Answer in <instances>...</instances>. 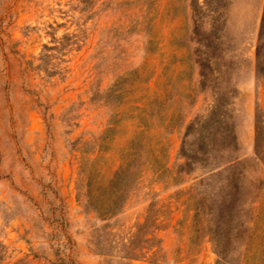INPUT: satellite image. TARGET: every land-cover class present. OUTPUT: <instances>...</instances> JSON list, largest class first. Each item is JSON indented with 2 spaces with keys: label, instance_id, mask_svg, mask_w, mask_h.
I'll use <instances>...</instances> for the list:
<instances>
[{
  "label": "rangeland",
  "instance_id": "rangeland-1",
  "mask_svg": "<svg viewBox=\"0 0 264 264\" xmlns=\"http://www.w3.org/2000/svg\"><path fill=\"white\" fill-rule=\"evenodd\" d=\"M190 3L0 0V264H264V0L211 2L203 87ZM216 86L236 192L232 171L175 173Z\"/></svg>",
  "mask_w": 264,
  "mask_h": 264
},
{
  "label": "trees",
  "instance_id": "trees-1",
  "mask_svg": "<svg viewBox=\"0 0 264 264\" xmlns=\"http://www.w3.org/2000/svg\"><path fill=\"white\" fill-rule=\"evenodd\" d=\"M190 1L192 24L190 38L196 44L193 49L192 61L196 66L198 85L203 87L208 79L215 82L218 78V71L209 62L217 55L215 48L213 49V41H211L210 25L209 28L202 27L205 12L209 11L208 7L213 0ZM254 57L257 73L264 76V4L256 33ZM214 88L213 99L207 112L204 115H194L185 124L178 150V160L180 161L175 166L176 175L187 174L197 166L202 169V177L220 170L232 171L235 168L237 157L234 153L237 145L227 121L226 91L217 86ZM228 178L229 181H232V187L236 192L237 175L232 171L230 177L225 179L228 181ZM227 203L232 204L233 199ZM120 206L118 204V208L115 210H107L108 215L114 214ZM94 211L97 210L94 209ZM103 214L106 215V213L98 215L104 218Z\"/></svg>",
  "mask_w": 264,
  "mask_h": 264
}]
</instances>
